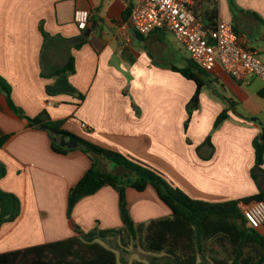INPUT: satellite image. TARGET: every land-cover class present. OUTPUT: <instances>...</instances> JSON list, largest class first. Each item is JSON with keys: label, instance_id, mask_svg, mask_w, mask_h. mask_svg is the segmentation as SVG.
<instances>
[{"label": "crops", "instance_id": "crops-1", "mask_svg": "<svg viewBox=\"0 0 264 264\" xmlns=\"http://www.w3.org/2000/svg\"><path fill=\"white\" fill-rule=\"evenodd\" d=\"M206 2L264 62V0ZM130 4L0 0V76L10 85L15 105L29 117L45 110L66 131L144 163L193 199L219 203L255 195L259 186L264 191V157L255 172L258 184L251 176L253 140H264L260 79L237 83L217 65L202 76L199 106L185 132L196 85L172 66L186 67L188 54L169 32L137 34L124 15ZM76 11L89 14L84 29L75 21ZM81 34L86 41L75 49L73 39ZM71 55L74 72L66 79L75 92L48 93L46 86L57 80L50 75ZM224 110L228 117L212 131ZM209 135L211 146L204 144ZM4 136L0 162L7 173L0 188L20 199L21 213L1 226L0 254L78 237L75 226L84 232L123 227L119 194L110 185L80 199L68 218V192L90 168V157L78 147L66 154L53 151L47 131L28 126L0 92V139ZM94 159L107 174L132 176L99 155ZM125 198L137 224L172 214L151 186L141 192L126 187ZM258 232L264 236V228Z\"/></svg>", "mask_w": 264, "mask_h": 264}, {"label": "trees", "instance_id": "trees-1", "mask_svg": "<svg viewBox=\"0 0 264 264\" xmlns=\"http://www.w3.org/2000/svg\"><path fill=\"white\" fill-rule=\"evenodd\" d=\"M194 14L205 26H212L218 16L215 5L209 6L206 0H194ZM130 6L124 12L129 15ZM43 37L47 33L41 29ZM82 34L73 39V48L79 49L85 42ZM172 70L184 78L192 80L195 92L187 105V118L184 130L187 131L192 114L199 106V95L206 73L187 60V66ZM74 72V57L50 75L57 79H66ZM0 92L5 95L7 103L28 126L40 128L49 134L53 151L66 154L73 150L63 147L57 139L70 137L78 143V149L91 159L90 168L79 181L70 188L67 197V216L70 218L75 204L83 197L95 194L104 185H110L119 194L120 217L123 227L101 230L95 228L84 232L79 227L74 229L78 237L57 242L27 247L21 250L0 254V264H157V257L149 262L136 260L127 263L118 258L115 250L103 245L99 240L107 237L117 238V248L126 250L132 242L140 245L147 253L160 255L163 264H264V236L250 228L242 215L241 206L251 201H264V191L242 199L226 202H207L189 197L183 190L173 186L157 170L122 153L96 146L62 128V121H53L44 110L35 117H29L23 109L15 105L11 98V87L0 76ZM262 95V93H260ZM81 95V99H82ZM228 117L227 110L222 111L214 121L212 131L216 130ZM0 139V145L7 139ZM205 145L210 144V135ZM255 164L251 172L258 184L256 171L261 170L264 157V140L257 137L253 140ZM198 151V148H197ZM101 156L117 167L131 173L132 176L119 178L101 171L94 156ZM7 173L0 162V178ZM151 186L159 199L169 207L170 217L152 220L147 224L135 223L127 209L125 188L131 187L139 192ZM21 213L20 199L13 193L0 188V228L3 224L15 221Z\"/></svg>", "mask_w": 264, "mask_h": 264}, {"label": "built area", "instance_id": "built-area-1", "mask_svg": "<svg viewBox=\"0 0 264 264\" xmlns=\"http://www.w3.org/2000/svg\"><path fill=\"white\" fill-rule=\"evenodd\" d=\"M193 4V0H131L128 18L139 35L171 33L189 60L205 73H212L219 65L237 83L247 84L257 77L264 86V62L259 52L247 48L233 24L225 19L217 17L214 25L205 26L197 20ZM75 21L84 29L89 14L76 11ZM241 211L250 228H264V201L243 204Z\"/></svg>", "mask_w": 264, "mask_h": 264}, {"label": "rangeland", "instance_id": "rangeland-1", "mask_svg": "<svg viewBox=\"0 0 264 264\" xmlns=\"http://www.w3.org/2000/svg\"><path fill=\"white\" fill-rule=\"evenodd\" d=\"M178 64H181L180 60L177 61ZM99 229V228H98ZM103 245L111 247L115 250L118 258L127 263H132L136 260H141L144 262H149L154 257H157V264H163V258L160 255H153L147 252H144L140 245L136 242H132L131 245L126 250H120L117 248V238L116 237H107L106 239L99 240Z\"/></svg>", "mask_w": 264, "mask_h": 264}, {"label": "water", "instance_id": "water-1", "mask_svg": "<svg viewBox=\"0 0 264 264\" xmlns=\"http://www.w3.org/2000/svg\"><path fill=\"white\" fill-rule=\"evenodd\" d=\"M46 91L50 94L56 93H74L75 89L71 86L67 79H57L53 84L46 86ZM255 121V118H252ZM264 139V134L262 135ZM59 144L67 148H76L78 143L72 140L70 137H61Z\"/></svg>", "mask_w": 264, "mask_h": 264}]
</instances>
